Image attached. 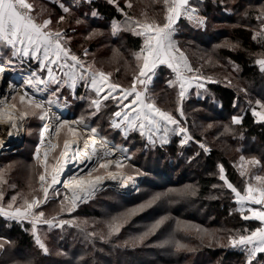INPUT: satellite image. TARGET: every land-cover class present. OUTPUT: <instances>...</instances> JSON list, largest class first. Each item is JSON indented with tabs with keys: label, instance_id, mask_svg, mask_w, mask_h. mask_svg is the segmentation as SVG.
Returning <instances> with one entry per match:
<instances>
[{
	"label": "rangeland",
	"instance_id": "obj_1",
	"mask_svg": "<svg viewBox=\"0 0 264 264\" xmlns=\"http://www.w3.org/2000/svg\"><path fill=\"white\" fill-rule=\"evenodd\" d=\"M51 1L53 2V5H58L59 7L61 3H63L67 7H70V13L65 14L62 9L58 12L52 5L45 6L39 0H27V2L33 4V12L31 14L33 15V17L36 16V18H38L37 22H42L44 19L50 18L53 21L51 25V28L53 30H56L57 27H59L60 29H63L64 26L67 27L69 24L67 23L68 19H73V21H71L70 23L71 27H79L78 29H80V27L82 28V26H86L87 22H83V19L76 18L77 11L72 8L71 3H65L62 0ZM125 2L126 4L131 3L132 7L129 9H133V16H135L137 20H144L145 18H147L148 20H156L160 23L164 22L162 14L164 12V8H155L158 0H125ZM159 10L162 11L161 15H159ZM62 15L66 16V19L63 23L57 25L56 21ZM77 19L82 21V23L78 25L76 23ZM124 22L125 21H123L122 23ZM94 30L95 34L93 36L101 35L102 33L107 34L108 32L107 30V32H105L101 29H92L87 30V32H85L84 34L76 32L74 35H70L67 37H70L71 39H76L81 36L88 37L89 33H93ZM109 31L110 33H112L111 28ZM141 37L143 40V46L145 37ZM204 53L206 54L207 52ZM102 54H104V56H102ZM184 55L188 61L187 55L185 53ZM189 56L190 58H194L192 54H190ZM110 57H112L111 61ZM124 57L125 56L116 49H113L112 52L104 53L95 51L89 54L88 64L92 65L94 69H98L100 67L106 68L108 71L112 72L111 69L114 70V68L119 64L120 61L129 63L127 60H124ZM262 57H264V52H260L257 59ZM5 58V60L0 58V65L7 66L10 72L4 77L3 82L5 84H12L15 87V89L10 91V93L8 94V99L10 105H12L13 103L17 105V108L19 110H15V112H20L26 105H21L19 97L23 94V92L16 88H19L20 85L24 84V80L29 75L30 71H39V62L31 59L30 57L9 58L8 55H5ZM108 58L110 62L106 64L105 60H108ZM21 59H23V63H21ZM7 60H11L12 63L9 65H5V61ZM27 60L30 61L31 64L35 65H31L29 62L28 64H25ZM113 60L115 61V64L114 62H112ZM103 61L105 65H103ZM100 63L102 64L99 65ZM218 63H220V61L213 54L207 53L202 63L197 64L199 67L201 66L200 69H202V73H205V75L208 76H200L201 79L199 80V83L204 85L203 88L197 89V87L195 86L196 82L193 83V86L189 88L186 99L183 103L185 116L181 120V123L185 127H187L190 134H192V130L203 133L204 130L213 127L217 123L201 122L197 118H192L191 121L186 119V115L188 112H186L185 110V104L187 103V99L190 98V95H192V93L194 92L193 90L196 89V93L203 96L205 94L204 90L206 89L207 81H222L224 83L232 84V81L229 82L231 79L236 81L235 77L231 75L232 73L228 71L225 66V71H223V73H219L218 71L220 70L217 67L221 65H217ZM134 66L135 68L137 67L136 59L134 60ZM161 66L169 71L170 75H168L167 77V82H164L168 86L169 80H175V73H173L172 69L168 68L167 65L163 64L158 65L156 70ZM127 67L129 70L128 72H134V67H132L130 64L127 65ZM53 70L57 75H61L58 66L53 65ZM41 74L46 77L47 69L43 70ZM116 80L121 82L122 85H126V80L124 78H117ZM150 83H152V81ZM234 83L238 82L236 81ZM55 87L56 85L50 86L52 90H55ZM169 88L171 89V92L163 90V88L159 87L153 90L151 95V91L148 87V95L152 100L155 101L158 107L163 110L172 112L173 115L179 118V113L176 112L177 93L179 89L178 86ZM138 90L143 89L138 86ZM26 92L30 93V95L37 94L35 93V90L31 88H27ZM61 93L62 94H59V98L61 97V100L63 102H65V98L68 99L72 97V91L67 87L61 88ZM40 94L43 95L42 97L38 96V98L40 100L42 99L44 101H47L51 93L50 91L46 90L40 92ZM13 97H16V99L13 100ZM93 98L95 97H92L91 99ZM248 101L249 104L247 105V107H249L251 112H253V109L257 111H264V109L260 108L259 105H257V101H260L261 104H264V96L263 99L259 97L248 98ZM51 107L59 112L61 120L74 121L82 117L80 115H77L73 108L72 110L74 116H72V114H69V112L66 110L65 105L61 102L55 103L51 105ZM125 110L127 111V109ZM232 117L233 116H229V123L232 122ZM255 119L257 120V117H255ZM41 122L42 120L39 118V116L28 115L23 119H20L16 123L18 126L17 128L11 129L12 132H14L15 130L16 132H19L16 137L12 138L10 141H0L2 142V146H0V171L3 172V179L5 181L3 184H0V191L3 192V200H0V206H3L5 209H7V205L11 201L13 196H17V201L15 202L14 207H20L23 204L25 198L31 199L33 196L39 197L41 199L43 198V193L40 191V182L38 179V175L43 171V168L34 158L37 152V146L40 138L39 133ZM229 123H222L223 128L221 133H228L225 132V126H228ZM72 127L77 129V138L81 140L87 135L91 136V129L93 127H90L89 122L85 119L82 124L72 125ZM97 133L99 136L98 141L101 137L105 140L112 141L114 146L119 145L124 146L125 149L129 148L127 144L125 145L121 141H115V143L113 140L106 138L98 131ZM136 133L139 134L138 131ZM118 135L119 138L124 139L120 131L118 132ZM217 136L218 134L213 133H211V135L203 134V139L212 140ZM66 138H70L66 128L62 129L59 134L54 131L52 141L55 143V147L47 151L50 168L55 164L62 148V144ZM22 139L23 141L21 145H18V142ZM144 139L148 143L147 138L144 137ZM181 139V136L172 134L169 135L170 143L174 140V142L178 146H181ZM131 141V139L128 140V143ZM200 143H203L204 145L207 144L203 140H195L193 138L184 145L195 146L200 150ZM217 143L222 144L226 151L233 156L232 161L236 165V168L239 172V176L241 178V186L239 187L237 184L229 181L224 170L226 179L237 189V191L241 193V195H247L245 189L249 186V184H251L253 187L258 185V181H256L255 177H264V161L259 158L258 153L247 154L243 151H239V144H237V146L235 147H232V145L226 143L223 138L219 139ZM157 144H160L159 141H157ZM206 147L209 149L208 144L206 145ZM141 148L142 146L137 148L135 147L134 149H131L126 153V155L132 157L131 160H124L123 155L125 154H122L121 152H119V150H117L113 154V156H111V160H122V162L127 165L122 170L124 175H131L135 178L134 184L130 181L128 182V186L124 189L130 190V192H121V188L113 184L104 185L100 189H97L95 191V194L91 196L86 202H79L76 209L69 214L67 212H61L60 210V202L64 199L65 189L61 187V184H57L54 186L60 191L59 197H57L56 194L50 189L49 200L46 203L42 204L36 211L44 212L46 218L56 216L58 220H72L75 223L73 226H69L66 224L63 226V228H49L46 224H40L37 226L41 240L48 249L47 253L40 249L39 246L35 243V239L32 235V225L28 221H25L28 224V226L25 227V230L32 235L33 249L25 250V248L21 249L17 247V243L15 242V240H11L9 232L10 224H8L9 220L3 216H0L7 221L3 224H0V241L5 242L3 250H0V264H35L36 260L37 262L39 261L42 264H84L85 262L89 264L95 262L98 259H102L99 264H111L108 260L103 259V257L109 256L111 254H114L115 256L122 255V257H125L123 253L128 252L133 254L135 252L139 255H145L146 252H149L147 251V249L150 248L157 249L159 252H161V254H164L167 257L177 259H175L172 263L166 261L165 263H161L160 261V264H191V262H193L194 260L198 261V264H246V252L240 247H236L235 249H239L242 251V257L241 259L239 258L236 260L233 257L230 261H228V259L224 260L223 253L221 252H219V257H214L212 256V252H215V250L217 249H234L229 243L230 236L250 234V232L254 231L257 227H261L262 225L259 220H245L243 219V216H251V212L248 211L249 209L264 211V205L253 204L247 200L243 201L241 204H237V197L235 193H233L231 189L227 187L224 181L219 178V166L221 164H218V166L214 167V173L218 178V182L212 186L210 192L204 199V202H202L203 200L199 201L195 198L196 184L194 181L184 182L178 185H174L169 181L158 182V180H156L158 184H151L145 180L142 181L141 176L144 174V172H152L149 170V168L144 167L145 164H136L137 161L139 162V160L137 159H140V161H145L149 154L148 152H145L144 155H141ZM195 152H197V150H195ZM241 157H244V160H241ZM252 158H255L257 161H259V163L255 165L249 164V161ZM110 168L118 172L120 171L116 169L114 163ZM98 171L101 175L105 174L103 170ZM137 171L139 172V174H137ZM242 171L244 175H241ZM186 186H190V190L186 189ZM223 190L228 192L223 195L221 194V191ZM119 194H124L125 196H127V198H124ZM156 196H159V199L154 200L151 205L144 207L135 215L129 217L119 233L111 236L108 235L107 225L113 217L121 216L122 214L127 213L130 209L137 208L140 205H145L148 201L153 200V197ZM224 196L229 205L227 214L225 216H233L235 218L234 220H228L224 215H222L221 217L218 216V220H214L215 213H212L208 210V207L206 205H203V203H205L206 201H210L211 199L216 198L224 203ZM184 200H187V202L185 203L189 204V206L186 205L185 207L179 208L177 210H175V208L172 211V208L175 207V204L178 205L180 204L179 202L182 203V201L184 203ZM241 208L243 209V211H241ZM162 217L165 218L164 223L161 224L160 227L155 230V232L148 235L143 240V242H139L137 238L142 233L148 231V229ZM249 220H252V222ZM241 221H247L250 224H253L254 228L250 231H247V224L249 223H241ZM197 229H199V231H197ZM89 233H95V235H89ZM177 242H179L183 246L179 250L176 247ZM122 247H126L128 252ZM17 248L19 249L17 250ZM137 250L139 251L137 252ZM128 254L126 256L130 255ZM182 256L185 258L182 259L183 262L181 263L180 259L182 258ZM48 261L50 262L48 263ZM253 264H264V262L263 260L256 258L253 261Z\"/></svg>",
	"mask_w": 264,
	"mask_h": 264
},
{
	"label": "snow or ice",
	"instance_id": "obj_2",
	"mask_svg": "<svg viewBox=\"0 0 264 264\" xmlns=\"http://www.w3.org/2000/svg\"><path fill=\"white\" fill-rule=\"evenodd\" d=\"M81 2L90 3L91 0H75L76 5ZM204 0H196L195 3L192 0H164L165 15L164 22L160 23L156 20H133L132 17L125 15V22L122 25L120 22L113 20L111 25L112 34L115 35L124 30H131L134 35L145 37L144 45L140 51L135 53V59L137 60L138 71L134 74L132 84L130 88H124L121 85L110 82V73L103 71L93 70V66L86 63L79 56L74 54L70 47L66 46L71 41L67 34L57 27L56 30L51 28L53 21L44 19L42 22H37V19L31 14L33 12V4L27 2V0H0V44L10 46L12 49V57H30L33 60L39 62V71H30L29 75L24 80V87L31 88L37 92L50 91V95L47 101L37 100L33 96L24 92L20 95L19 99L21 105H26L20 113L19 119H23L28 115L39 116L41 120H44L47 115V109L45 103L49 106L59 102V94L61 88L67 87L71 89L73 99H76L75 90L77 84L81 81L84 84L86 90L95 92L96 98L90 99L89 107L93 110L90 116H96L102 109L103 101L113 100L116 103L118 110L112 113L110 118V126L113 129H118L125 140L129 138V134L133 132H139L142 138L146 137L148 145L155 146L157 141L160 145H166L169 143V135L181 136V146L188 143L193 139L189 133L187 127H185L181 120L184 118L185 113L183 110V103L186 99L189 88L195 86L197 89L203 88L204 85L199 83L201 79L198 74V70L194 69L187 61L184 53L175 44L172 39L175 32L174 25L181 17H185L189 22L204 27L207 23V17L200 13V5ZM109 4H115L118 11H123L116 4V0H108ZM126 6L131 8V3H127ZM60 8L65 14L70 13V7L60 4ZM97 13L92 12V16L95 17ZM66 16L62 15L56 21L59 25L63 23ZM257 19L261 21L260 32L253 35V39L258 37L264 38V10H261V14L257 16ZM77 24L81 21L77 19ZM95 34L89 33L86 38H91ZM19 45V47H17ZM235 47V46H234ZM42 52V55L40 53ZM88 50H84V55L87 56ZM21 59V63H23ZM11 60L5 61V65L11 64ZM259 66L260 71L264 72V57L255 61ZM167 65L175 73V80H169V87H177V107L176 112L179 113V118L173 115L172 112L163 110L158 107L154 100L148 95V87L153 79L155 70L158 65ZM53 65L58 66L61 75H57L53 70ZM47 69V76H43L41 73ZM5 71V66L0 65V73ZM51 85H56L55 90L50 88ZM138 86L143 90H138ZM11 87V84L9 85ZM107 89V93L101 97V93ZM16 97H13L15 100ZM84 99V97H79ZM127 101V103H126ZM67 104V98H65V105ZM257 105L264 109V104L257 101ZM127 109V111L125 110ZM19 110L17 105L13 103L10 106L0 109V123H8L10 130L8 135H12L11 129L17 128L16 117L14 111ZM253 116L257 117L258 122H264V111H257L253 109ZM59 123L56 126L57 134L62 129H67L71 139L64 140L63 151L60 152V158L56 165L49 167L48 152L44 153L43 159L40 156V148L37 147L35 159L38 164L43 168V171L39 173L38 179L40 182V191L43 193V198L33 196L31 199L25 198L23 204L20 207H14L17 201V196H13L11 201L7 205V209L0 206V216L5 217L8 220H14L18 223L28 221L32 225V235L35 239V243L47 253L48 249L41 240L38 233L37 226L40 224H46L49 228L60 227L64 225L73 226L74 221L59 219L56 216L46 218L44 212L36 211L39 207L46 203L50 198V189L56 194L60 195V191L54 186L57 184H63V189L67 190L64 194V199L60 202L61 212L72 213L79 202H86L91 196L95 194L96 188L103 182L104 179L117 178L120 176L122 180L121 187H127L128 182H133L135 178L131 175H124L123 169L127 166L122 160H110L108 157L119 150L123 155L124 160H131L132 157L126 155L129 149H125L122 146H112L108 141L100 138L98 146V133L96 128L91 129V136L89 137L90 144L86 145L85 150L81 154L79 149L72 150L73 145L76 143V137L78 136L77 129L72 125H79L84 122V117L78 120L68 121L56 118ZM242 117L233 116L232 123L240 124ZM44 131H48V125L44 126ZM44 131L41 132V141L43 142ZM231 129L226 125L225 132H229ZM199 143V142H197ZM146 145L145 147H147ZM2 146V142H0ZM55 147V146H53ZM90 147L91 151L88 150ZM200 148L205 153L209 149L203 143H200ZM103 153L101 157L100 153ZM198 155V153H197ZM93 157L96 158L95 166L91 167L88 173L73 175L67 179L61 180V173L69 160L84 163L85 161H92ZM244 160V157H241ZM115 164L116 169L119 172L114 173L110 170L112 164ZM259 163L255 158L249 161V164L255 165ZM98 170H103L106 173L101 175ZM95 173V175H94ZM219 178L224 181L229 189L235 193L237 204H241L247 200L253 204L264 205V177L256 176L258 185L253 187L251 184L245 189L247 195H241L239 191L226 179L224 175V168L219 166ZM137 174L139 172L137 171ZM241 175H244L243 171ZM5 181L3 179V172L0 171V184ZM186 189L190 190V186H186ZM70 193V195L68 194ZM159 199V196L153 197L145 205H140L137 208L128 210L127 213L118 217H113L108 223V235H114L120 232L121 228L127 222L128 218L135 215L138 211L144 207L151 205V203ZM0 200H3V192L0 191ZM241 211L243 209L241 208ZM251 216L244 215L243 219L259 220L261 227H257L250 234H239L238 236H230L229 243L233 248L240 247L246 252V264H253V261L259 254H264V211H257L249 209ZM165 218L157 220L148 231L142 233L137 240L143 242V240L161 224L164 223ZM199 231V229H197ZM89 235H95V233H89ZM5 242L0 241V250H3ZM176 247L179 250L183 247L179 242L176 243Z\"/></svg>",
	"mask_w": 264,
	"mask_h": 264
},
{
	"label": "trees",
	"instance_id": "obj_3",
	"mask_svg": "<svg viewBox=\"0 0 264 264\" xmlns=\"http://www.w3.org/2000/svg\"><path fill=\"white\" fill-rule=\"evenodd\" d=\"M39 1L45 6L52 5L58 12L61 10L58 5H53L51 0ZM62 1L71 3L72 8L77 11L76 18L83 19V22H87L86 26L83 24L84 26L78 29L79 27H71L70 23L73 19H68V26H64L62 29L67 36L74 35L76 32L84 34L87 30L92 29H101L105 32L108 31L107 34L102 33L101 35L92 36L91 38H86V36H81L76 39L73 38L66 46L70 47L72 52L86 61L87 64L88 56L92 52H112L113 49L120 51L122 55L125 56L124 60H127L129 63L120 61L114 70L110 68L112 72L108 71L106 68L100 67L98 69H93L110 73V82L121 85L124 88L131 87L133 76L138 71L137 67L135 68L134 66V54L139 52L142 47V37L134 35L131 30H124L123 27L121 29L122 31H119L115 35L110 33L109 30L113 20L120 22L122 25L124 24L122 23L126 19L124 13H127L133 20H137L136 17L133 16V9H129L126 6L125 0H116V4H118L119 8L123 11H118L116 5L109 4L108 0H91L90 3L81 2L79 5H76L73 0ZM192 2L195 3L196 0H192ZM155 8H164V12L162 13L164 19V0H160V2L158 0ZM261 10H264V0H204L203 4L200 5V13L207 17L206 26H197L189 22L185 17H181L176 25H174L175 32L172 36L173 41L180 50L187 55L188 63L194 69L198 70L200 76L207 77L208 75L202 73V69H200L201 66L199 67L197 64H201L206 54L211 53L220 61V63L217 64L221 65L217 67L220 70L218 72L223 73L226 67L238 82L234 83L236 81L232 79L229 82L232 81L233 84L224 83L222 81H207L206 89L204 90L205 94L203 96L197 94V90L195 89L193 93L191 92V97L187 99V103L185 104V110L188 112L186 119L191 121L192 118H197L201 122H217L213 127L204 130L203 133L191 129V135L195 140H203L208 144L209 151L207 153H205L202 148L199 150L191 145L178 146L174 140L171 143L169 141L168 144L163 146L156 143L153 147L148 145L145 139L136 132L130 133L127 140L119 138V130L113 129L109 122L112 113L118 110L115 101L111 99L103 101L104 106L101 111L96 116H90L91 111H93L89 107L90 99L92 97L96 98V96L93 91L86 90L83 83L76 87V99H73V95L72 97L68 95L70 98L67 99V106L65 102L61 100V97L59 98V102L65 105L66 110L69 114H72V116H74L73 108L77 115L84 117L92 127L96 128L97 131L106 138L114 142L121 141L125 145L127 144L129 150L142 146L140 154L144 155L145 152L149 154L145 161L137 159L140 163L137 161L136 164L141 165V163H143L145 164L144 167L149 168L152 172H144L141 176L142 181L145 180L151 184H158L159 181H169L174 185L194 181L196 184L195 198L199 201L203 200L202 202H204L212 186L218 182V178L214 173V167L221 164L224 167L228 180L240 187L241 178L236 165L232 161L233 156L226 151L222 144L217 143V141L223 138V140L232 145V147L239 144V151H243L247 154L258 153L259 158L264 161V122H258L249 107H247L249 104L248 98L259 97L263 99L264 96L262 95L264 94V72H261L259 66L255 63L259 53L264 52V38L258 37L256 40L253 39V35L259 33L261 29V21L257 19V16L261 14ZM93 11L97 13L95 17L92 16ZM159 12V15H161L162 11L159 10ZM34 17L36 18V16ZM85 49L88 50L87 56L84 55ZM204 52L207 53L205 54ZM190 54H192L194 58H190ZM102 56H104V54H102ZM111 60L112 57H110V61ZM110 61L108 58V60H105V63L108 64ZM28 62L30 63V61L27 60L25 64H28ZM112 62L115 64L114 60ZM105 63L103 61V65H105ZM101 64L102 63L99 65ZM129 64L134 67V72H128L127 65ZM168 75H170L169 71L163 66L156 70L152 83H150L149 86L151 95L153 90L159 87L171 92V89L165 84ZM117 78H124L126 80V85H122L121 82L116 80ZM79 97H84V99H79ZM234 115L242 117L240 124L229 123V116ZM225 122L226 124L229 123L228 127H230L231 131L223 134L221 133L223 128L222 123ZM18 133L19 132L15 130L9 139L2 141H10L12 138L16 137ZM211 133L218 134V136L214 137L212 140L203 139V134L211 135ZM130 139L132 141L128 143ZM146 145L148 146L145 147ZM122 147L125 148L124 146ZM195 150H197V152H195ZM156 180H158V182ZM221 192V194L224 195L228 191L223 190ZM119 195L127 198L124 194ZM223 198L224 203L217 198L203 203V205L208 207L209 211L215 213L214 220H218V216L221 217L227 214L229 205L225 196ZM187 200H184V203L182 201V203L179 202L180 204L178 205L175 204L172 211L175 208V210H177L186 205L189 206V204L185 203ZM227 219L234 220L235 218L233 216H228ZM249 221L252 222V220ZM4 222L7 221L0 217V224ZM8 222V224H10L9 232L11 240H15L17 247L21 249L25 248V250L33 249L32 235L25 230L28 224L25 221L18 223L9 220ZM241 223L249 222L241 221ZM247 225V231L254 228L253 224L249 223ZM19 248H17V250ZM122 248L128 252L126 247ZM138 251L139 250H137V252ZM147 251L149 252H146L145 255L128 252L130 255L128 253H123L125 257L111 254L103 257V259L108 260L111 264H160V261L161 263H165V261L172 263L176 259L167 257L154 248L147 249ZM219 252L223 253V259H228V261H230L232 257L235 260L241 259L242 257V251L235 248H228L226 250L217 249L215 252H212V256L219 257ZM127 254L129 256H126ZM183 258L185 257L182 256L180 259L181 263L183 262ZM257 258L264 262V254H259ZM100 261H102V259H98L89 264H99ZM49 262L50 261H48V263ZM35 264L42 263L36 260ZM84 264L88 263L85 262ZM191 264H198V261L194 260Z\"/></svg>",
	"mask_w": 264,
	"mask_h": 264
},
{
	"label": "bare ground",
	"instance_id": "obj_4",
	"mask_svg": "<svg viewBox=\"0 0 264 264\" xmlns=\"http://www.w3.org/2000/svg\"><path fill=\"white\" fill-rule=\"evenodd\" d=\"M9 72H10L9 68L7 66H5V71L3 73H0V109H4L5 107L10 106L8 94L10 93V91L15 89V87L12 84H11V87H9V85H10L9 83L5 84L3 82L4 77ZM23 85H20L19 88L17 87L16 89H19L23 93L26 92L27 88L24 87ZM35 93H37V94L36 95H30V93H28V95L33 96L37 100H40L38 98V96L42 97V94H40V92H37V91H35ZM45 108L47 109L48 115L41 122L40 133H39L40 138H39V143L37 146L40 148V156L42 157V159H43L44 153L46 151H48L49 149L53 148V146L55 144L52 141V138H53L54 131H56V126L59 123V121L56 118L59 117L61 119L59 112H57L54 108L49 106L47 103H45ZM20 113H21V111L20 112L14 111V116L17 118L16 123L20 120L19 119ZM46 124L48 125V131H44V126ZM9 129H10V125L8 123H0V141L9 139L11 137L8 135ZM42 131H44L43 142L41 141V132ZM89 137L90 136L87 135L86 137H83L82 140L76 137V143L73 145L72 150L75 151L76 149H79L81 151V154H82L83 151L85 150L86 145L90 144ZM66 139H71V137L66 138ZM106 141H108V140H106ZM108 142L110 145L114 146L112 141H108ZM63 146H64V142L62 144V148H61L60 152L63 151ZM98 146H99V141H98ZM88 150L91 151L90 147L88 148ZM100 155H101V157H103L102 152L100 153ZM59 158H60V153H59L54 165L57 164V161L59 160ZM107 159L111 160V157H108ZM95 164H96V158L95 157H93L92 161H85L84 163H79L77 161L69 160L68 163L66 164L65 168H64V171L61 173V180L67 179L73 175H78V174H85L86 175L88 173V171L90 170V168L95 166ZM110 170L113 171L114 173L118 172V171H115L111 168H110ZM104 175L106 176V173ZM121 183H122V180L120 179L119 175H117V178L115 180L106 178L103 180V182L101 184H99L97 186L96 190L100 189L101 187H103L104 185H107V184H113V185H115L121 189H125L126 187H121ZM61 187H63L62 183H61ZM66 191L67 190H65V192ZM68 194L70 195V193H68Z\"/></svg>",
	"mask_w": 264,
	"mask_h": 264
},
{
	"label": "crops",
	"instance_id": "obj_5",
	"mask_svg": "<svg viewBox=\"0 0 264 264\" xmlns=\"http://www.w3.org/2000/svg\"><path fill=\"white\" fill-rule=\"evenodd\" d=\"M17 47H19V45H17ZM5 55H8L9 58H14V57H12V49H11V47L7 46V45H4V44H0V58L4 59ZM40 55H42V52L40 53ZM22 58H25V57H22ZM33 65H35V64H33ZM38 66H39V64H38ZM95 71H97V70H95ZM81 83H83V82L81 81L80 83L77 84V86H79ZM89 91H91V90L89 89ZM106 93H107V89H105V91L101 93V96H104ZM90 127H92V126L90 125Z\"/></svg>",
	"mask_w": 264,
	"mask_h": 264
},
{
	"label": "water",
	"instance_id": "obj_6",
	"mask_svg": "<svg viewBox=\"0 0 264 264\" xmlns=\"http://www.w3.org/2000/svg\"><path fill=\"white\" fill-rule=\"evenodd\" d=\"M22 141H23V139L18 142V145H21ZM120 191L121 192H130V190H124V189H121Z\"/></svg>",
	"mask_w": 264,
	"mask_h": 264
},
{
	"label": "built area",
	"instance_id": "obj_7",
	"mask_svg": "<svg viewBox=\"0 0 264 264\" xmlns=\"http://www.w3.org/2000/svg\"><path fill=\"white\" fill-rule=\"evenodd\" d=\"M43 95V94H42ZM46 101V100H45ZM136 186V185H135Z\"/></svg>",
	"mask_w": 264,
	"mask_h": 264
}]
</instances>
